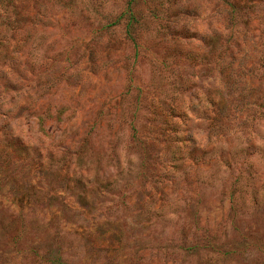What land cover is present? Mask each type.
Here are the masks:
<instances>
[{"label":"rangeland","instance_id":"374dc122","mask_svg":"<svg viewBox=\"0 0 264 264\" xmlns=\"http://www.w3.org/2000/svg\"><path fill=\"white\" fill-rule=\"evenodd\" d=\"M57 258L264 264V0H0V264Z\"/></svg>","mask_w":264,"mask_h":264},{"label":"trees","instance_id":"16d2710c","mask_svg":"<svg viewBox=\"0 0 264 264\" xmlns=\"http://www.w3.org/2000/svg\"><path fill=\"white\" fill-rule=\"evenodd\" d=\"M134 1V0H133ZM127 15H129V22L127 23L126 27H127V32L130 35V37L132 38V28L133 25L135 23V18L131 12V10H129L127 13ZM122 17V16H121ZM124 17V16H123ZM120 22V20L118 19L115 24H118ZM52 264H63L60 258H57L56 260L52 261Z\"/></svg>","mask_w":264,"mask_h":264}]
</instances>
